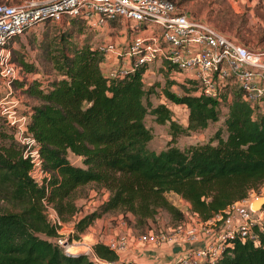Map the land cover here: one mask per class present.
Masks as SVG:
<instances>
[{
    "label": "trees",
    "instance_id": "obj_1",
    "mask_svg": "<svg viewBox=\"0 0 264 264\" xmlns=\"http://www.w3.org/2000/svg\"><path fill=\"white\" fill-rule=\"evenodd\" d=\"M80 22L85 24L72 19L71 26L51 36L45 34L39 41L42 56L54 71L49 77L37 76L41 70L34 62L20 59L17 63L11 49V60L19 68L11 83L37 99L23 113L50 173L42 183L31 178L30 161L23 157L0 114V194L20 206L0 209V264H132L118 260L102 240L95 241L93 248L108 263L94 262L82 253H66L53 240L56 228L47 218L43 199L53 204L63 220H74L72 236L80 237L96 218L114 209L134 229L150 228L149 221L160 210L179 224L184 211L169 200L168 192L207 220L264 185V110L245 101L238 89H232L230 98L226 91L220 96L194 94V80L169 77L162 93L188 108L187 124L175 122L166 104L150 106L145 101L146 65L119 77L103 75L104 56L98 45L80 38ZM173 84L182 86V92L173 90ZM221 105L227 106L225 136L218 128L207 141L185 149L175 143L180 133L218 120ZM149 111L157 122L169 121L170 141L158 151L147 144L152 137L145 124ZM70 152L80 157V163L70 161ZM92 181L107 190V198L75 219L77 204L71 195ZM256 231L258 242L235 238L214 264H264V223Z\"/></svg>",
    "mask_w": 264,
    "mask_h": 264
},
{
    "label": "built area",
    "instance_id": "obj_2",
    "mask_svg": "<svg viewBox=\"0 0 264 264\" xmlns=\"http://www.w3.org/2000/svg\"><path fill=\"white\" fill-rule=\"evenodd\" d=\"M65 18H79L92 30H104L114 21L125 25L128 36L123 42L109 37L98 45L104 56L102 73L108 79L123 76L142 64L147 66L145 76L149 66L160 61L163 66L164 63L171 66L170 73L183 74L181 81L194 80V94L220 96L226 91L230 98L235 88L241 91L245 101L264 110V48L239 42L171 0L0 1V81L10 91L11 79L19 74L18 66L10 57V40L41 21ZM7 96L8 93L0 94V114L21 146L23 157L30 161L29 175L42 183L50 172L43 164L39 144L28 131V119L19 112L18 100H8ZM249 198H242L223 209L225 214L242 209L231 227L212 226L215 220H223L222 212H217L207 220L199 217L193 223L179 224L169 231L116 233L102 241L113 249L118 260L138 264L134 258L125 256L135 245L159 246L177 238L193 243L203 240L201 244L187 247L169 264H214L233 239L259 241L256 226L264 217V204L252 210ZM246 203L247 207L243 208ZM43 204L48 220L56 228L53 240L66 253H82L94 262L108 263L95 252V241L84 235L72 236L73 221L63 220L47 200L43 199Z\"/></svg>",
    "mask_w": 264,
    "mask_h": 264
},
{
    "label": "rangeland",
    "instance_id": "obj_3",
    "mask_svg": "<svg viewBox=\"0 0 264 264\" xmlns=\"http://www.w3.org/2000/svg\"><path fill=\"white\" fill-rule=\"evenodd\" d=\"M0 1H11L16 2L18 0H0ZM179 8L204 18L206 21L213 24L219 30L232 35L239 42L246 44L253 48H264V0H174ZM72 19L77 21L79 18H65L63 20L54 21L47 20L37 23L32 28L27 29L22 34L16 36L9 42L12 49V57L18 63L20 59L34 62L36 66L40 68V73L37 76H41L44 73V77L52 75L53 68L51 63L44 59L42 51L39 47V41L44 37L45 34L48 36L59 33L62 29L71 26ZM81 23V22H80ZM117 25L116 30L108 31L106 28L103 30H92L85 24L83 26V32L80 34V38H87L91 43L99 45L105 40H108L109 35L121 36L118 29H121L123 23L114 21ZM110 33V34H109ZM162 65L160 61L155 62L149 66V72L144 76V86L147 89L145 101L150 102V106H154L158 103H164L171 109V117L175 122L182 125L187 124L188 108L185 104L173 103L168 100L162 93V87L167 82L169 77L175 78L181 81L184 77L181 73H168V65L164 63ZM171 88L177 92H182V86L173 84ZM0 94H7L6 99H17L18 110L23 113V110L27 108V105L37 102V99L33 96L27 95L23 92V88L18 85L11 83V91L7 85L0 81ZM227 113V106H219V118L216 121H210L206 127L180 133L175 143L182 149L187 148L190 144L200 143L207 141L214 136L218 128L221 129V134L226 135V128L224 124V118ZM145 124L150 128L152 137L148 141V147L156 151L163 149L167 146L171 138V131L169 127V121L160 123L156 121L154 113L151 111L147 112L145 116ZM215 141V140H214ZM70 161L74 163H80L81 159L73 154L69 153ZM106 190L98 187L95 182H88L84 185L77 187L72 193L71 198L77 204V212L75 213V219L87 212L96 209L104 200L107 195L104 196ZM108 193V192H107ZM264 196V185L260 188L259 192L252 191L248 197H250V206L252 201ZM167 197L173 203L178 205L184 211V219L179 223L183 226L188 225L194 220L193 213L189 210V204L181 199L177 194L168 192ZM247 203L243 208L247 207ZM18 204H14L8 197L0 194V209H19ZM252 210H256L257 207H252ZM242 209L236 210L239 213ZM232 213V212H231ZM230 214V213H229ZM103 215L117 216L112 218L111 223L116 224V220L120 217V211L117 209L105 212ZM228 215V214H227ZM226 218V217H225ZM224 218V219H225ZM74 218H72L73 220ZM222 221V220H221ZM221 221L215 220L213 227L218 225L219 228H227L220 225ZM74 222V220H73ZM150 228L148 229H136L138 233L145 232L147 230L159 231V230H171L179 224H174V220L171 218L170 213L166 210H160L153 220H150ZM72 223V222H70ZM264 223V217L260 220V224ZM232 226V225H231ZM228 226V227H231ZM134 228V227H133ZM90 231L88 227L81 234ZM109 231L100 232L96 237L98 240L107 239L106 235ZM106 237V238H105ZM88 240L92 238L87 237Z\"/></svg>",
    "mask_w": 264,
    "mask_h": 264
},
{
    "label": "crops",
    "instance_id": "obj_4",
    "mask_svg": "<svg viewBox=\"0 0 264 264\" xmlns=\"http://www.w3.org/2000/svg\"><path fill=\"white\" fill-rule=\"evenodd\" d=\"M118 26L119 25H117L116 23L110 22L106 29L110 32L116 30ZM118 31L121 33V36L118 37V35L113 34L111 36V34L109 33V37H113L117 41L123 42L128 36L127 28L124 24H122L121 29H118ZM107 194L108 193L106 190L104 196ZM127 215L129 218H132L130 214ZM193 215L194 220L200 219L197 214L193 213ZM238 215L239 213H237L236 210L232 211V213L230 212V214L228 213L227 217L220 222V225H223L225 227L231 226L237 220ZM116 217L117 216L113 215H102L96 218L93 223L88 226V229H90V231L85 232L84 236H87L89 238L91 237L93 241H97L98 239L96 236L100 232H102V230L103 232L109 231V233L106 235L107 238L116 233H138V231L127 222L122 212H120V217L116 220V224L113 225L111 223V221H113L112 218ZM193 222L194 221L190 223ZM202 241L203 240H199L193 243L183 240V238H177L176 240L169 241L159 246L147 244L135 245L129 248V250L125 253V256H127L128 258H134V260H136L138 264H169L171 260L179 256L187 247L201 244Z\"/></svg>",
    "mask_w": 264,
    "mask_h": 264
},
{
    "label": "water",
    "instance_id": "obj_5",
    "mask_svg": "<svg viewBox=\"0 0 264 264\" xmlns=\"http://www.w3.org/2000/svg\"><path fill=\"white\" fill-rule=\"evenodd\" d=\"M264 204V196L257 198L256 200L252 201L251 206L257 207L256 210L260 209L261 206Z\"/></svg>",
    "mask_w": 264,
    "mask_h": 264
}]
</instances>
